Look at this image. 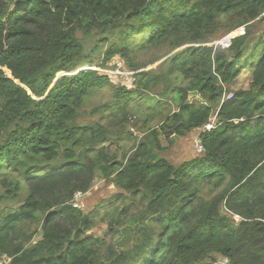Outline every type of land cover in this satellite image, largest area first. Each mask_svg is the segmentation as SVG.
Returning <instances> with one entry per match:
<instances>
[{
  "label": "trees",
  "instance_id": "trees-1",
  "mask_svg": "<svg viewBox=\"0 0 264 264\" xmlns=\"http://www.w3.org/2000/svg\"><path fill=\"white\" fill-rule=\"evenodd\" d=\"M230 32L228 46L210 45ZM79 34L134 72V89L115 86L98 107L103 124L79 121L111 83ZM160 47L175 51L160 66L182 81L161 130L197 131L202 144L179 165L160 155L157 130L120 158L109 147L129 133L130 103L148 116L168 105L148 98L166 74L129 63ZM243 68L248 88L222 99ZM96 180L121 191L105 237L74 206ZM218 261L264 264V0H0V264Z\"/></svg>",
  "mask_w": 264,
  "mask_h": 264
},
{
  "label": "rangeland",
  "instance_id": "rangeland-1",
  "mask_svg": "<svg viewBox=\"0 0 264 264\" xmlns=\"http://www.w3.org/2000/svg\"><path fill=\"white\" fill-rule=\"evenodd\" d=\"M238 29L233 32H237ZM233 32L220 36L217 40L211 42L210 45L222 44L224 47L228 46L230 44V40L228 39L229 35ZM79 37L84 46V53L89 54L90 59L94 62L93 65L96 66L97 72L101 75H106L110 80L109 82L114 84L112 85L110 83L101 89H98L93 95L84 101V104L80 109L79 121L81 123L99 122L103 124L106 123L107 119L104 118V114L98 111V107L111 99L115 92V86H126L134 89V72L128 71L126 68L129 66L128 63L118 54L106 59V52L109 49V45L107 43L98 42L99 37H84L81 34H79ZM174 52L175 51L166 52L165 47H160L146 53H137L133 60H130L129 63L133 62L137 65H144L142 69H138L139 71L151 70L155 72L156 75L166 74V79L159 82L154 88V94L148 96V98L152 99V103H155L157 99H160L166 101L168 105L161 109L159 113L150 114L149 117L148 110L140 108V106L137 105L138 102L135 101L130 103V107L133 110L131 113L134 115L128 117L126 130H128L129 133L120 135L113 145H109L110 149L115 151L119 158L123 153L131 151L137 145L138 141L152 130H157L159 134L158 138L163 149L160 155L172 164L179 165L183 161L190 160L197 156V150L193 144L198 135L197 131H191L184 136H177L170 131L167 136H165L161 130V125L165 118L177 110L176 104L172 101V95L174 93H171V90L174 89L173 87L175 85H178L181 89L182 84L181 77L177 72L173 73L170 77L164 72L165 68L161 67L163 62L167 63L170 61L172 57L171 55ZM117 64L119 65V68L117 67ZM60 75L62 74H58V76ZM250 75L251 72L249 68H243L231 85L224 86L222 99H228L229 94H232L234 90L247 89L250 83ZM182 89H184V85H182ZM228 90L230 92H228ZM194 97L195 96L189 94V100ZM214 116L215 112L211 116V120L215 121ZM145 119L146 121H144ZM117 131H119V129H117ZM104 145H108V143H104ZM117 195H121V191H119L113 184H106L103 180H96L87 194L76 199V203L79 204V207L84 208V212L89 213L93 217L94 226L90 231L95 235L105 237L107 222L110 218V215L106 212L109 209V203H113L114 198ZM120 199L121 198H119L117 203L121 206L119 202ZM125 201L128 202V196L125 197ZM234 219L236 221L239 220L236 216ZM223 263L225 262L218 261L216 264Z\"/></svg>",
  "mask_w": 264,
  "mask_h": 264
},
{
  "label": "built area",
  "instance_id": "built-area-1",
  "mask_svg": "<svg viewBox=\"0 0 264 264\" xmlns=\"http://www.w3.org/2000/svg\"><path fill=\"white\" fill-rule=\"evenodd\" d=\"M239 32H240V34H243L244 33V29L243 28H240V30H239ZM232 35H234V34H230L229 35V37H231ZM119 65L117 64V67H118ZM119 68V67H118ZM133 82H134V80H133ZM232 95L231 94H229V98L231 97ZM228 98V99H229ZM214 123H215V121L214 120H210V122H208L206 125H204V130H206V131H208V130H210L211 128H213L214 127ZM194 146H195V148H196V152L197 153H200L201 151H202V144H201V142H200V140H199V138H195V140H194ZM82 195L80 194V193H76V195H75V200H74V206H79V204H77L76 203V199H78V198H80Z\"/></svg>",
  "mask_w": 264,
  "mask_h": 264
},
{
  "label": "water",
  "instance_id": "water-1",
  "mask_svg": "<svg viewBox=\"0 0 264 264\" xmlns=\"http://www.w3.org/2000/svg\"><path fill=\"white\" fill-rule=\"evenodd\" d=\"M83 69H85V68H83ZM83 69H81V70H83ZM77 72H78V71H77ZM77 72H75V73H72V74H76ZM189 94H191L192 96H195V98H196V97H198V94H197V92H196V91L189 92V93H188V100H189Z\"/></svg>",
  "mask_w": 264,
  "mask_h": 264
}]
</instances>
